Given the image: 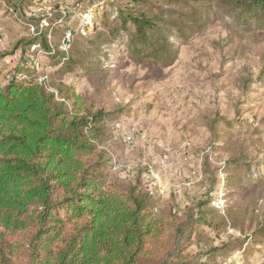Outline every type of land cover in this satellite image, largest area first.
<instances>
[{
	"label": "rangeland",
	"instance_id": "374dc122",
	"mask_svg": "<svg viewBox=\"0 0 264 264\" xmlns=\"http://www.w3.org/2000/svg\"><path fill=\"white\" fill-rule=\"evenodd\" d=\"M127 1L0 0V83L45 75L102 111L113 182L178 216L202 206L192 264H264V13H242L240 0H151L170 48L141 56L126 29L97 37Z\"/></svg>",
	"mask_w": 264,
	"mask_h": 264
},
{
	"label": "trees",
	"instance_id": "16d2710c",
	"mask_svg": "<svg viewBox=\"0 0 264 264\" xmlns=\"http://www.w3.org/2000/svg\"><path fill=\"white\" fill-rule=\"evenodd\" d=\"M127 6L112 33L97 37L126 29L130 53L149 55L157 43L153 57L163 56L167 28L151 0ZM238 6L246 15L264 13V0ZM37 35L51 50L47 36ZM40 76L0 83V264H192L188 245L202 206L178 216L157 208L153 194L113 182V158L100 146L103 112L72 104Z\"/></svg>",
	"mask_w": 264,
	"mask_h": 264
},
{
	"label": "built area",
	"instance_id": "2783aa9c",
	"mask_svg": "<svg viewBox=\"0 0 264 264\" xmlns=\"http://www.w3.org/2000/svg\"><path fill=\"white\" fill-rule=\"evenodd\" d=\"M1 47H2V45H1V42H0V49H2ZM36 47H37V46L33 47V49H35ZM34 63H35V65H36V67L39 68L38 63H36V62H34ZM39 79H40L41 81H43V80L47 79V76H40Z\"/></svg>",
	"mask_w": 264,
	"mask_h": 264
}]
</instances>
